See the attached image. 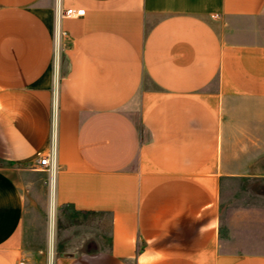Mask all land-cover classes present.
<instances>
[{
	"label": "crops",
	"instance_id": "1",
	"mask_svg": "<svg viewBox=\"0 0 264 264\" xmlns=\"http://www.w3.org/2000/svg\"><path fill=\"white\" fill-rule=\"evenodd\" d=\"M230 179H264V0H0V264H264L227 247ZM48 194L104 246L62 249Z\"/></svg>",
	"mask_w": 264,
	"mask_h": 264
},
{
	"label": "rangeland",
	"instance_id": "2",
	"mask_svg": "<svg viewBox=\"0 0 264 264\" xmlns=\"http://www.w3.org/2000/svg\"><path fill=\"white\" fill-rule=\"evenodd\" d=\"M63 38L61 32L59 51ZM47 197L51 207L52 197L50 194ZM223 201V225L229 250L264 252V179H230L223 187ZM52 214L50 220L56 224L62 249L95 250L106 242L107 218L75 212L67 206Z\"/></svg>",
	"mask_w": 264,
	"mask_h": 264
},
{
	"label": "built area",
	"instance_id": "3",
	"mask_svg": "<svg viewBox=\"0 0 264 264\" xmlns=\"http://www.w3.org/2000/svg\"><path fill=\"white\" fill-rule=\"evenodd\" d=\"M85 14V8H74L69 7L65 9L63 14L60 16H67V17H76V16H82ZM59 23V21H58ZM60 29L58 27L57 34H56V62L59 58V38H60ZM58 108L56 101H54L53 104V111H52V122H51V131H50V140H49V146L46 152H42L39 154L37 158V165L41 168H44L50 172V179L51 183L54 184L55 176L58 168L57 164V140H58ZM16 263L17 264H28L26 260H24L21 257H16Z\"/></svg>",
	"mask_w": 264,
	"mask_h": 264
},
{
	"label": "bare ground",
	"instance_id": "4",
	"mask_svg": "<svg viewBox=\"0 0 264 264\" xmlns=\"http://www.w3.org/2000/svg\"><path fill=\"white\" fill-rule=\"evenodd\" d=\"M51 210H52V213H54V205H52Z\"/></svg>",
	"mask_w": 264,
	"mask_h": 264
}]
</instances>
